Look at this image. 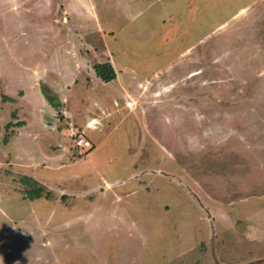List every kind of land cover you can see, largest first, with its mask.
<instances>
[{
  "label": "rangeland",
  "instance_id": "rangeland-1",
  "mask_svg": "<svg viewBox=\"0 0 264 264\" xmlns=\"http://www.w3.org/2000/svg\"><path fill=\"white\" fill-rule=\"evenodd\" d=\"M40 91L65 136L44 164L3 142ZM0 163V264H264V0H0Z\"/></svg>",
  "mask_w": 264,
  "mask_h": 264
},
{
  "label": "crops",
  "instance_id": "crops-1",
  "mask_svg": "<svg viewBox=\"0 0 264 264\" xmlns=\"http://www.w3.org/2000/svg\"><path fill=\"white\" fill-rule=\"evenodd\" d=\"M138 14V13H137ZM110 43V42H109ZM108 44V43H107ZM91 47V46H90ZM109 49H108V51H107V57L105 56V58L104 59H101V56H100V54H97V58H93V59H90V61L92 62L91 63V66H90V76L92 77L91 79L93 80V81H96V79H95V77H94V75L96 76V74H95V71H94V69H93V66L95 65V63H97V61L99 60V58L101 59V60H105L106 59V61H108L111 65H112V67H113V69H114V71H115V74H116V76L117 77H119V75H118V69H117V67H116V65H115V57H114V55H112V54H110V47L109 46H107ZM87 49H90L88 46H87ZM54 74V80L52 81V82H50V87H51V90L53 91V92H55L56 94H58L59 93V91H61V86H62V81L59 79V74L57 73V72H54L53 73ZM98 80H100V79H98ZM44 81H46V77L44 78ZM111 83H115V81H112ZM104 84V83H103ZM108 84V83H107ZM117 84H119V89L121 90V91H124V89H125V87L123 86V85H121L120 83H117ZM72 85H74V84H72ZM42 89V88H41ZM41 93H42V95H44V93H43V91H40ZM29 93V92H28ZM28 93H27V95L26 96H24V98H25V100H26V102H28ZM41 93L39 94V92H37V95H35V99H37V101L39 102V104H33V108H35L36 107V109L37 110H35V112H37L36 114L38 115L37 116V119L36 118H34V121L36 120L37 122H35V123H38L39 124V129L38 130H36L35 132H31L28 128H29V125L31 124L30 122H29V119L31 118V116H32V114H31V112L29 113V111L28 112H26L25 111V109H24V107L22 108V107H19V109H17V110H19V112H21V115L19 114V112H17L16 113V111L15 112H13L12 114H15V116L17 117V120H14V122H12V123H10V124H7L6 125V127H9L8 125H11L12 124V126H11V130H10V133H12V134H10V136L9 137H7L5 140L3 139V142L5 143L4 145H5V147H8V149L11 147V148H13L12 147V145L14 144L15 145V142L13 141L14 140V138L15 137H17V136H19V135H24V137H27L28 139H30V141H36L37 143L40 141V142H42V141H45V147H44V150H43V155H41V158L42 159H45V162L43 161V163L41 162V159L40 158H37V161H36V159L35 158H33L30 154H28V153H26V151H25V155L28 157V159L30 160V162H28V163H25V165H24V168H30V167H32V168H43V167H41V166H39L38 164H44V163H46V159H48V158H50V159H52L51 157H54L55 155H62L63 154V151H64V149L62 148V147H65V143H64V140H63V138L65 137V136H62L61 134H59L56 130H57V128H56V130H53V131H51L50 130V127L51 126H49L48 124H47V121L45 120L46 118H45V116H46V114H44L43 112H44V110H43V106H41L42 105V103H46V96L44 95V97H43V100L41 99ZM28 98V99H27ZM59 98H60V100H58V101H60L61 102V104H63L62 103V101H63V99H64V97H61L60 95H59ZM23 102H25V101H23ZM35 105V106H34ZM51 108H54V107H52L51 106ZM27 114H29L30 115V117L28 118V119H22L23 117L22 116H26ZM34 116H35V114H34ZM88 116V115H87ZM21 117V118H20ZM16 119V118H15ZM89 120H91V118L90 119H87V121L86 122H84V124L82 125V128H85L86 130H87V138L89 139V141L91 142V144H92V151L91 150H89V151H87L86 153H88V152H90L89 153V155H88V159H89V161H90V166L93 168V167H96V161H98L99 163H100V161L98 160L99 159V155H97V152H99V149L102 147V145H100L98 142H96V141H94L92 138H91V133L92 132H98V131H100V127L102 126L101 124L99 125V126H94L95 128H90L89 126H88V124H89ZM93 121H95L94 119H92ZM21 121V122H20ZM92 123V122H91ZM97 124V123H96ZM95 124V125H96ZM90 125V124H89ZM54 128L55 127H58V124L57 123H54ZM4 128V127H3ZM87 139V140H88ZM3 145V146H4ZM43 146V144L41 145V147ZM93 147H95V149H93ZM14 151H15V155L17 154V156H19L20 157V155H18V151L16 150V149H13ZM58 151V152H57ZM59 153V154H58ZM16 156V157H17ZM66 157V156H65ZM18 158V157H17ZM63 158V157H62ZM38 160H40V161H38ZM52 162H54L53 160H51ZM60 161H61V159H60ZM89 163V162H88ZM1 164V163H0ZM87 165H89V164H87ZM54 166H56V167H59V168H61L62 169V167H63V165L60 163V162H58L56 165H54ZM90 166H89V168H90ZM1 168V167H0ZM12 172H10L9 171V174H6L5 172H3L2 171V174H4L5 175V177H6V179L5 180H10V181H12V185H13V188L15 189V185H16V182H15V180H14V178L18 175V178L19 177H26V178H29V176H26V175H24V174H22V172H20V171H16V170H11ZM8 175H12V176H8ZM74 175V171H72L71 172V176H73ZM10 177V178H9ZM42 177V176H41ZM37 178V177H36ZM44 177H42V179H43ZM35 179V178H34ZM42 179H39V178H37L36 180L39 182V183H41V182H43V184H45V181H43ZM20 193V192H19ZM50 196H51V194H50ZM20 197L22 198V200H28V199H23V196H22V194L20 193ZM50 198H52V197H50ZM50 198H48V199H46V200H49ZM73 204V203H72Z\"/></svg>",
  "mask_w": 264,
  "mask_h": 264
},
{
  "label": "trees",
  "instance_id": "trees-1",
  "mask_svg": "<svg viewBox=\"0 0 264 264\" xmlns=\"http://www.w3.org/2000/svg\"><path fill=\"white\" fill-rule=\"evenodd\" d=\"M96 76L102 81V83L107 84L115 80L116 74L109 62L95 64L93 66ZM28 179V178H27ZM33 196H30V200L40 199L42 197L41 191L32 192ZM46 199L50 198V195L45 196Z\"/></svg>",
  "mask_w": 264,
  "mask_h": 264
},
{
  "label": "built area",
  "instance_id": "built-area-1",
  "mask_svg": "<svg viewBox=\"0 0 264 264\" xmlns=\"http://www.w3.org/2000/svg\"><path fill=\"white\" fill-rule=\"evenodd\" d=\"M73 147L74 149L79 150L81 154H83L92 149V144L89 140L79 136L78 138L74 139Z\"/></svg>",
  "mask_w": 264,
  "mask_h": 264
}]
</instances>
